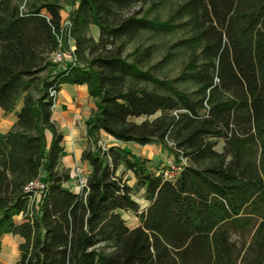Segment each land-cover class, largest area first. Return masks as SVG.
I'll list each match as a JSON object with an SVG mask.
<instances>
[{"label":"trees","instance_id":"trees-1","mask_svg":"<svg viewBox=\"0 0 264 264\" xmlns=\"http://www.w3.org/2000/svg\"><path fill=\"white\" fill-rule=\"evenodd\" d=\"M24 1L0 0V107L13 112L22 102L17 122L0 136V248L2 236L14 233L25 239L21 264H264V0H179L167 20L144 13L152 0H73L79 63L49 80L40 75L57 65L53 27L69 0H27L21 15ZM92 24L98 41L88 35ZM145 31L179 32L175 79L143 68L153 46L125 56ZM55 81L88 84L97 100L81 192L58 169L64 149L49 98ZM101 130L122 142L160 143L186 164L169 180L150 159L119 146L103 150ZM121 166L135 174L134 186L118 174ZM43 170L40 207L18 224L29 204L24 187ZM135 189L150 202L141 212ZM129 210L139 226L127 224L122 212Z\"/></svg>","mask_w":264,"mask_h":264},{"label":"crops","instance_id":"crops-1","mask_svg":"<svg viewBox=\"0 0 264 264\" xmlns=\"http://www.w3.org/2000/svg\"><path fill=\"white\" fill-rule=\"evenodd\" d=\"M73 8L74 6L65 3L61 11L62 19L69 17ZM96 102L97 100L89 93L88 84L64 83L60 90L58 109L53 111L52 114V119L56 123L58 131L63 135L62 146L64 151L58 169L61 172L69 173L70 181L65 182V185L75 192H78L77 174L87 179L91 172L89 163L83 160V153L87 148L95 147L87 132V120L97 110ZM21 106L22 102L17 105L13 112H6L0 107V136L7 133L15 125ZM45 134L47 146L49 147L53 140V132L47 129ZM100 138L102 140H111L113 141L112 146L125 148L136 156L150 160H158L163 152L162 147L152 150L151 144L142 145L135 142L119 141L104 130H101ZM150 164L152 165V163ZM152 170L156 171L154 166H152ZM156 172L157 174L160 173L158 170ZM121 173L124 174V179L127 180V183L130 186H134L136 177L133 171H125L124 166H121L118 174L120 175ZM40 178L43 180L46 178L45 170L42 171ZM141 192L144 193L145 190L142 189ZM136 201L141 205L137 199ZM145 201L146 203L141 205L140 212L150 205L148 200L145 199ZM122 213L130 227L134 228L141 224L138 213L131 210L123 211ZM132 215H135L138 220V223L133 226L128 221V218ZM15 220L16 223L20 224L24 221V216L20 214L15 217ZM24 241L25 239L19 234L7 233L3 235L1 238L0 264H21V244Z\"/></svg>","mask_w":264,"mask_h":264},{"label":"rangeland","instance_id":"rangeland-1","mask_svg":"<svg viewBox=\"0 0 264 264\" xmlns=\"http://www.w3.org/2000/svg\"><path fill=\"white\" fill-rule=\"evenodd\" d=\"M72 1L73 0H69V2H65V3L71 6H74L72 4ZM27 3L28 1L26 2V8H28ZM23 4L24 2L21 4V6ZM178 5H179V0H152L144 6V13L148 14L150 18H158L160 20H167L168 18H170V16L172 15V13L174 12V10L177 8ZM99 33H100L99 27L97 25L92 24L88 30V35L92 36L96 41H98L99 35H100ZM179 37H180L179 32H174L170 34L152 33L149 31L142 32L136 39L130 41L127 44L126 50H125V56H127L129 60H133L135 57H137V55L135 54L139 55L143 51H145V49H147L148 47L153 46L154 53H153L152 59L145 62L142 65L143 68L150 69L160 79L173 80L179 75V72L182 67L181 60H179V52L173 55L171 54L173 45L177 41H179ZM168 54L173 56L172 57L173 60L169 63L164 62L162 65L159 66L158 65L159 62L164 60V58ZM50 58L53 61L52 53H51ZM59 69H60V66L58 64L51 66L47 70L42 72L40 77H42L43 79L45 78V80L46 79L49 80L54 76V74L58 72ZM136 86L147 87L149 89L154 87L152 83H146V82L137 83ZM159 114L160 112L153 116H150L149 118L153 119ZM146 118H147L146 116L132 117L131 120L139 123L145 120ZM100 141L103 143V145L106 148L111 147L113 143V141L111 140H102L101 138L98 141V143ZM91 142H93L92 139H91ZM150 144L152 145L151 146L152 150L157 149V147L158 149L162 147V151H163L162 154H160V157L158 160L151 159L152 166H154L156 171L165 170L167 160L169 158L175 159L174 154L169 152V149L165 148L160 143H150ZM222 145H223V142L221 141L219 145L217 146V149L222 150ZM120 175L124 176L123 173H121ZM78 183H79V179H78ZM133 192H134V195H133L134 198L137 199L141 203V205L146 203L145 198H144V193L141 192V190L138 191L135 189ZM140 210H141V207H140ZM128 221L132 226L138 223V220L135 218V215H132L130 218H128Z\"/></svg>","mask_w":264,"mask_h":264},{"label":"built area","instance_id":"built-area-1","mask_svg":"<svg viewBox=\"0 0 264 264\" xmlns=\"http://www.w3.org/2000/svg\"><path fill=\"white\" fill-rule=\"evenodd\" d=\"M26 2L27 0H25L24 4L20 7L21 15L28 11L26 8ZM43 15L49 19L48 15ZM53 30L58 46L57 49L52 52V59L60 66L58 71L68 72L72 67L78 65L79 63L77 44L73 33V21L71 17L69 16L65 19H62L60 25L58 27H53ZM61 87L62 84H60L59 81H55V83L49 88V98L52 102L53 111L58 109ZM98 146L103 150L108 149L101 141L98 143ZM185 164L186 160L184 158H182L179 162L174 158H169L166 162V169L160 171V173L169 180H175L180 175ZM77 175L79 179L77 189L78 192H81L87 185V179L81 177L79 174ZM47 187V182L40 177L30 181L24 187V191L29 197L28 209L26 213H22L24 218L26 216L32 217L34 212L39 209L41 199L47 190Z\"/></svg>","mask_w":264,"mask_h":264}]
</instances>
